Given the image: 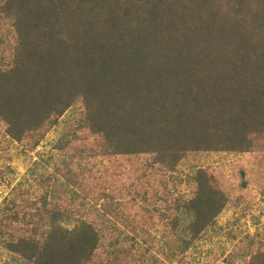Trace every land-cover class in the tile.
Instances as JSON below:
<instances>
[{
    "label": "trees",
    "instance_id": "1",
    "mask_svg": "<svg viewBox=\"0 0 264 264\" xmlns=\"http://www.w3.org/2000/svg\"><path fill=\"white\" fill-rule=\"evenodd\" d=\"M9 56L0 67V121L11 140L33 138L34 148L69 108L80 113L56 145L75 143L72 160L57 167L68 203L49 200L46 172L35 192L22 189L0 207L5 264H165L153 251L158 231L160 256L169 236L175 246L165 260L177 262L228 197L201 171L187 198H163L154 174L174 178L190 153L264 152V0H4L0 66ZM150 155L162 167L147 171L149 201L122 185L131 173L114 175L123 157ZM101 178L118 180L109 185L119 200L94 215L105 224L111 214V229L119 221L128 247L106 243L84 218L72 230L57 227L74 217L70 201L81 210L97 200ZM179 214L190 216L188 239L176 232ZM248 264H264V252Z\"/></svg>",
    "mask_w": 264,
    "mask_h": 264
},
{
    "label": "rangeland",
    "instance_id": "2",
    "mask_svg": "<svg viewBox=\"0 0 264 264\" xmlns=\"http://www.w3.org/2000/svg\"><path fill=\"white\" fill-rule=\"evenodd\" d=\"M0 2L3 3L4 0H0ZM8 31L9 35H5V39H9L11 42V34H13L11 26H9ZM9 57L8 62L0 67H5L11 61V56ZM79 113L78 105L69 108L59 118L57 126L50 130L34 148H31L34 142L33 138L25 137L21 141L11 140L6 132V122L0 121V207L9 200H17L19 191L22 189H26L28 193L35 192L37 190L36 179H39V176L46 172H52V180L44 189L49 193V200L56 203L58 200H60L58 202L68 203L67 199L70 200L68 189L70 187L63 185V179L57 167L64 166L69 158L72 160L71 151L75 149V143L73 145L72 143L68 144L62 150L57 149L56 145L59 140H63V134L69 132L71 124L76 121ZM261 141L263 140H257V142ZM100 148V144L94 145L92 147L93 153L98 152ZM108 157L111 160L115 159L114 155ZM104 164H99V167ZM160 167L162 166L153 163L151 155L146 159L125 156L118 163L119 173L117 172L114 176L119 179L120 175L131 173V180L127 183L121 181L122 185L126 188H135L136 194L144 195L150 201L146 192L149 187L152 188L153 186H151V182H148L147 171L149 169L153 171ZM173 171L175 173H173L174 178L168 175L166 179H157V174H154L159 184L157 190L161 192L163 198L168 197L166 194H172L176 198H187L190 192L194 190V177L202 171L219 183L222 191L227 195L228 201L223 210L216 216L215 224L207 230L205 235L193 241V244L184 253H175L177 262L168 263L165 260L175 246L170 241L169 236L163 238L167 243V249H165V255L160 256L162 238L158 231L153 251L162 259V262L165 264H248L254 255L264 252L263 151L245 154L222 151L199 155L190 153ZM98 173L103 175L104 171L99 170ZM97 176L99 177V175ZM116 178H101V188H104V191H100L96 201L89 199L84 209L78 210L75 204L73 205L70 201V206L74 207V217L58 222L57 227L63 230H72L79 223V220L84 218L94 223L96 229L105 236L106 243L117 240L122 243L118 245L120 247L130 246L132 242L124 241L128 232L124 230L119 221L115 224L117 229L110 228L111 214H106V219H108L106 225L97 220L94 215V213L102 214L105 210L104 207H107L111 202L112 209L117 206L115 201L119 200V196L114 197L111 194L112 188L109 185L119 184ZM141 184L142 186L145 185L144 190L141 189ZM75 201L77 202V200ZM160 202L161 199H158L155 203L147 204V206L153 212L154 208L160 205ZM123 207L124 204L121 203V209ZM91 208L93 213L89 215L85 210ZM162 208L166 207L163 206ZM178 218L179 226L176 228V232L182 238L188 239L189 233L186 225L190 216L179 214ZM15 223L17 227L23 226L19 220ZM167 233L169 234V230ZM2 243L3 241L0 242V264H5L10 259ZM145 261H147V257Z\"/></svg>",
    "mask_w": 264,
    "mask_h": 264
}]
</instances>
